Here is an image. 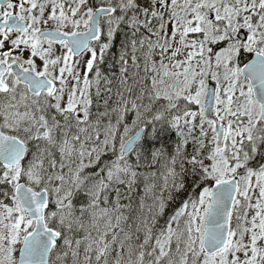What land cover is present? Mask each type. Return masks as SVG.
Listing matches in <instances>:
<instances>
[{"label": "snow or ice", "instance_id": "6c2138e0", "mask_svg": "<svg viewBox=\"0 0 264 264\" xmlns=\"http://www.w3.org/2000/svg\"><path fill=\"white\" fill-rule=\"evenodd\" d=\"M0 264H264V0H0Z\"/></svg>", "mask_w": 264, "mask_h": 264}]
</instances>
